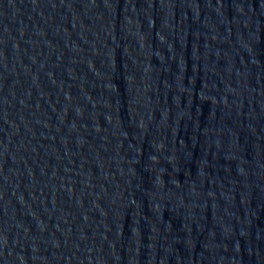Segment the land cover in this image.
<instances>
[{
	"label": "water",
	"instance_id": "1",
	"mask_svg": "<svg viewBox=\"0 0 264 264\" xmlns=\"http://www.w3.org/2000/svg\"><path fill=\"white\" fill-rule=\"evenodd\" d=\"M0 264H264V0H0Z\"/></svg>",
	"mask_w": 264,
	"mask_h": 264
}]
</instances>
